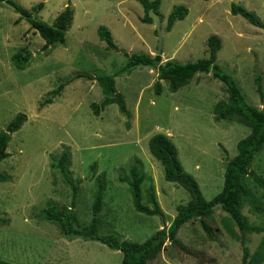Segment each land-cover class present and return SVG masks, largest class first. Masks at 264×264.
I'll list each match as a JSON object with an SVG mask.
<instances>
[{
    "label": "rangeland",
    "instance_id": "rangeland-1",
    "mask_svg": "<svg viewBox=\"0 0 264 264\" xmlns=\"http://www.w3.org/2000/svg\"><path fill=\"white\" fill-rule=\"evenodd\" d=\"M32 9L37 19L52 24L67 6L74 19L64 43L45 48V39L7 2L0 3V131L19 112L28 120L12 134L10 156L0 161V258L16 264H122L123 252L98 240L64 235L60 227L44 219L53 200L61 208L71 207V187L52 163L68 151L71 176L80 183L75 211L81 226L93 215L99 177L106 178L100 233H117L121 238L144 242L156 231L169 227L177 206L187 203L190 193L165 178L161 162L149 149L150 138L165 133L176 144L186 171L198 180L208 200L223 186L228 162L238 152L237 143L251 129L237 117L216 120L214 106L227 100L223 81L212 73L198 72L190 82L172 91L162 80L163 92L156 94L157 69L138 65L116 76V93L124 97L128 113L117 103L103 106L106 98L97 80L85 75L114 74L128 62V55H156L159 38L154 23L143 21L145 10L139 0H15ZM43 3V7H39ZM238 3L261 17L264 0H161L165 31L163 62H195L207 57L208 37L222 39L217 63L237 81L249 103L264 110L257 76L264 90V28L231 12ZM188 7L183 20L166 30L175 6ZM107 26L117 48L100 39L98 28ZM16 52L32 53L26 68H16ZM52 103H41L59 86ZM93 102L101 105L99 115ZM140 159L147 174L143 203L157 204L164 216L135 209L127 181L130 168ZM246 227L242 231L221 206L207 219L214 236L199 218L179 231L181 244L167 246L149 264H245V237L250 257L264 236V147L243 178ZM258 230H261L258 232Z\"/></svg>",
    "mask_w": 264,
    "mask_h": 264
},
{
    "label": "trees",
    "instance_id": "trees-1",
    "mask_svg": "<svg viewBox=\"0 0 264 264\" xmlns=\"http://www.w3.org/2000/svg\"><path fill=\"white\" fill-rule=\"evenodd\" d=\"M139 1L146 12L143 21L154 23L149 15V10L154 8L155 11L161 15V0ZM1 2L9 3L31 24L32 28L39 32L45 39V48L65 42L66 32L71 27L74 19L72 7L67 6L56 16L52 24H48L34 16L33 10L35 7L28 9L15 0H0V3ZM38 6L40 8L43 7V3H39ZM231 12L234 15L240 14L252 24L264 28V22L261 17L241 4L232 3ZM188 13V7L183 5L175 6L168 15L166 30H171L175 22L185 19ZM98 35L101 40L107 43L108 47L117 48L112 32L107 26H99ZM207 42L209 55L195 62L180 63L173 59L163 62L162 54L151 55L145 53H132L128 55L129 59L127 64L114 74L100 72L95 76L90 74L85 76L88 79L97 80L102 87L106 95L102 107L117 103L120 111L126 114L128 113L126 101L123 96L116 93V76L130 71L138 65L152 66L157 69L158 80L154 84L156 94H161L163 92L162 80L169 82L172 91H177L179 88L187 85L198 72L212 73L215 78L223 81L226 85L228 98L227 100L218 101L214 106L215 119L220 121L237 117L241 122L250 127L251 132L238 141V152L227 164L222 190L211 200H208L196 177L185 170L179 158L178 149L174 141L165 133H157L149 140V149L151 153L163 165L165 178L185 188L191 196V199L187 203H181L177 206V214L169 227H163L141 243L123 239L114 232L101 234V218L99 213L104 204V192L107 185L105 177L98 178L92 219L88 224L81 226L74 208L79 196L80 183L76 182L71 176L70 169L68 168L70 154L67 150L63 151L55 158L52 167L60 171L65 182L71 187L72 205L71 207L61 208L57 202L50 200L43 212L45 220L56 223L64 235L98 240L113 249L122 251V264H149V261L157 258L162 250L166 248L167 241H170L171 244H181L178 237L179 231L187 222L194 218H199L204 229L209 235L214 236V230H212L207 219L212 218L217 206H221L228 212V219L230 221H235L239 228L244 231L246 227V217L242 209L245 204L244 196L247 189L243 184V178L249 174L253 160L264 147V110L249 103L235 78L224 71L217 63L218 52L222 48L221 37L212 34L208 37ZM31 55L32 53L30 52L26 54L16 52L12 56V61L16 68L23 70L30 61ZM261 80L262 77L258 75L257 89L260 95L264 97ZM62 88L63 86L61 85L52 91L51 96L47 97L41 103V107L48 103H52L53 98L60 94ZM102 107L98 103L93 102L92 109L94 114L99 115ZM27 120V114L19 112L8 123L6 129L0 131V161L10 156L8 145L12 139V134L20 130ZM8 177L7 174L0 172V182L8 181ZM146 178L147 174L143 169V163L138 159V162L131 166L128 176L122 177V180L129 183L133 193L134 206L137 211L148 215L164 216L165 213L157 202L154 208L143 203L142 186ZM3 222L4 219L0 217V224ZM260 231L261 230H258V232ZM232 234L235 238L241 240L244 245L243 262H245V264H264V236L260 242L259 248L250 257V249L246 245L245 237H240L234 232ZM0 264L16 263L0 258Z\"/></svg>",
    "mask_w": 264,
    "mask_h": 264
},
{
    "label": "water",
    "instance_id": "water-1",
    "mask_svg": "<svg viewBox=\"0 0 264 264\" xmlns=\"http://www.w3.org/2000/svg\"><path fill=\"white\" fill-rule=\"evenodd\" d=\"M149 15L150 17L153 19L154 25L156 27V31H157V35L159 38V49H158V53L157 54H162V45H163V38H164V34L165 31L162 28V17L159 13H157L155 11L154 8H151L149 10Z\"/></svg>",
    "mask_w": 264,
    "mask_h": 264
}]
</instances>
